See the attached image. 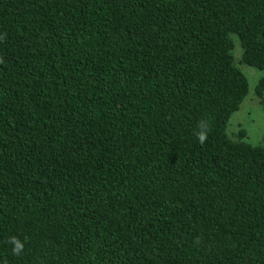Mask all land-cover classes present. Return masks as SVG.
<instances>
[{
  "label": "trees",
  "instance_id": "obj_1",
  "mask_svg": "<svg viewBox=\"0 0 264 264\" xmlns=\"http://www.w3.org/2000/svg\"><path fill=\"white\" fill-rule=\"evenodd\" d=\"M0 35V264H264V144L228 128L264 0H0Z\"/></svg>",
  "mask_w": 264,
  "mask_h": 264
},
{
  "label": "rangeland",
  "instance_id": "obj_2",
  "mask_svg": "<svg viewBox=\"0 0 264 264\" xmlns=\"http://www.w3.org/2000/svg\"><path fill=\"white\" fill-rule=\"evenodd\" d=\"M233 54L237 67L243 71L248 79L249 92L239 109L232 114L228 124L229 131L233 133L239 128H244L250 142L264 144V110L259 98L254 93V86L257 80L264 75V70L242 62L241 49L237 39H235Z\"/></svg>",
  "mask_w": 264,
  "mask_h": 264
},
{
  "label": "clouds",
  "instance_id": "obj_3",
  "mask_svg": "<svg viewBox=\"0 0 264 264\" xmlns=\"http://www.w3.org/2000/svg\"><path fill=\"white\" fill-rule=\"evenodd\" d=\"M4 39L3 35H0V40ZM0 63H3L2 60H0ZM198 130L196 131L195 135L198 139V142L203 145L207 139H208V134L210 131V126L209 123L206 119H201L198 122L197 125ZM8 243H10L12 245V253L14 255L19 256L23 250H24V242L21 241L19 238L15 237V236H11L8 239Z\"/></svg>",
  "mask_w": 264,
  "mask_h": 264
}]
</instances>
